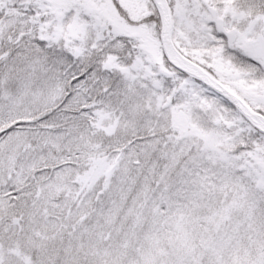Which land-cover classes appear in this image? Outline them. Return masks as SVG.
I'll list each match as a JSON object with an SVG mask.
<instances>
[{"label": "snow or ice", "instance_id": "1", "mask_svg": "<svg viewBox=\"0 0 264 264\" xmlns=\"http://www.w3.org/2000/svg\"><path fill=\"white\" fill-rule=\"evenodd\" d=\"M0 264H264V0H0Z\"/></svg>", "mask_w": 264, "mask_h": 264}]
</instances>
